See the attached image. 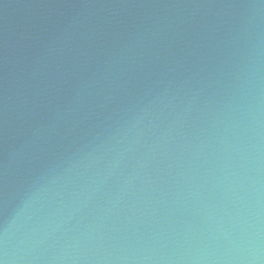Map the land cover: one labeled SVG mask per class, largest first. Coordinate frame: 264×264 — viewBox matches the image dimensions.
Here are the masks:
<instances>
[{"label": "water", "instance_id": "1", "mask_svg": "<svg viewBox=\"0 0 264 264\" xmlns=\"http://www.w3.org/2000/svg\"><path fill=\"white\" fill-rule=\"evenodd\" d=\"M0 264H264V0H0Z\"/></svg>", "mask_w": 264, "mask_h": 264}]
</instances>
